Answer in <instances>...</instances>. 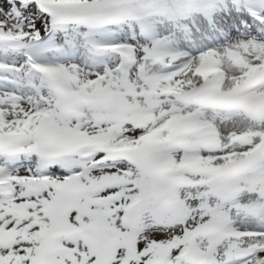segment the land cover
Returning <instances> with one entry per match:
<instances>
[{
    "label": "snow or ice",
    "instance_id": "1",
    "mask_svg": "<svg viewBox=\"0 0 264 264\" xmlns=\"http://www.w3.org/2000/svg\"><path fill=\"white\" fill-rule=\"evenodd\" d=\"M0 264H264V0H0Z\"/></svg>",
    "mask_w": 264,
    "mask_h": 264
}]
</instances>
